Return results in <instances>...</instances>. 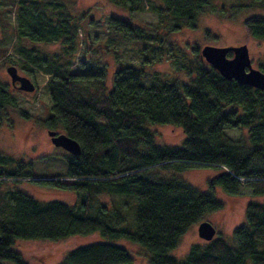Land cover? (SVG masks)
Listing matches in <instances>:
<instances>
[{
    "label": "trees",
    "instance_id": "obj_1",
    "mask_svg": "<svg viewBox=\"0 0 264 264\" xmlns=\"http://www.w3.org/2000/svg\"><path fill=\"white\" fill-rule=\"evenodd\" d=\"M109 1L130 12L141 2ZM212 1L162 0L164 16L178 21L172 31L184 26L195 29ZM251 1L264 8V0ZM13 2L18 21L9 29L18 39L12 46L23 58V69L33 71L27 59L50 75L45 88L52 106L45 125L62 129L80 144L82 153L70 155L64 175L39 180H32L36 176L30 165L0 154V181L26 179L75 192L80 198L76 206H69L40 202L20 191L0 193V264H26L11 249L15 240H59L92 233L141 245L149 264H264V202L249 203L246 221L233 231L231 244L215 238L192 245L183 259L169 254L193 225L222 208L215 188L236 195L246 187L264 196V90L226 80L197 53L194 64L182 68L188 82L174 78L146 85L144 69L128 65L117 70L113 88L107 91L103 75L71 71L78 27L62 14L60 2ZM109 24L144 40L143 28L116 17H110ZM245 26L250 37L264 40V15L247 18ZM22 39L57 41L64 53L37 57L20 45ZM7 53V48H0V58ZM260 68L264 73V64ZM92 78L99 80L97 86L90 83ZM15 103L0 82V111ZM155 124L180 127L186 135L182 146L156 144L149 128ZM234 128H246L247 136L231 138L225 130ZM203 167L218 170L206 192L173 174ZM164 172L173 173L164 177ZM100 195L118 199L107 205L98 202ZM61 264H134V258L119 245L101 242L76 248Z\"/></svg>",
    "mask_w": 264,
    "mask_h": 264
},
{
    "label": "rangeland",
    "instance_id": "obj_2",
    "mask_svg": "<svg viewBox=\"0 0 264 264\" xmlns=\"http://www.w3.org/2000/svg\"><path fill=\"white\" fill-rule=\"evenodd\" d=\"M57 1L63 6L62 14L68 15L69 20H74L78 27L79 45L71 71L80 75H103L107 91L113 88L117 70L128 65L144 69L146 85L174 78L188 82L190 77L182 70L183 65H193L192 59H195L197 53L205 61L201 55V49L205 46L225 48L246 45L253 68L261 70V64H264V40L250 37L245 26L247 18L264 15V8L251 0H213L200 14L195 29L184 26L177 31H172V27L178 21L169 14L164 16L162 0H141L132 12L109 0ZM110 17L145 29L144 40L112 27L109 24ZM17 21L15 2L0 0V48L8 49V53L0 58V82L7 86L16 99L14 105H7L0 111V154L30 165L31 172L36 176L32 180L62 176L71 154L52 144L47 132L50 128L45 125L52 106L45 88L50 75L27 59L25 61L33 71L23 69L24 65L20 62L23 58L17 53L16 47L12 46L18 39L9 29ZM20 42L22 47L37 53V57L44 55L46 58H56L64 53L62 45L57 41L44 43L22 39ZM11 65L17 67L19 74L29 77L35 83L34 92H21L12 85L6 71ZM81 83L89 84L85 81ZM90 83L97 86L99 80L92 78ZM149 128L155 133V143L158 145L182 146L186 138L183 130L177 126L155 124ZM53 130L64 133L60 128ZM225 132L233 139L247 136L246 128L226 129ZM14 168L15 165L8 167V170ZM172 173L164 172L162 175L169 177ZM173 174L206 192L210 191L209 180L218 175V170L203 167ZM4 180L0 181V193L5 195L20 191L40 202L57 201L69 206H76L80 198L75 192L38 185L26 179ZM213 194L222 208L207 213L204 220L216 228L215 238H222L231 244L233 231L246 221L249 203L264 202V196H256L246 187H241L236 195H229L217 187ZM116 199L100 195L98 202L111 205ZM198 225H193L182 236L178 246L169 252L171 256L183 259L192 245L206 243L198 236ZM101 242L127 249L134 258V264H149V256L141 245L126 239L106 240L99 233L59 240L18 239L11 249L19 253L26 264H61L66 255L76 248Z\"/></svg>",
    "mask_w": 264,
    "mask_h": 264
},
{
    "label": "water",
    "instance_id": "obj_3",
    "mask_svg": "<svg viewBox=\"0 0 264 264\" xmlns=\"http://www.w3.org/2000/svg\"><path fill=\"white\" fill-rule=\"evenodd\" d=\"M229 52H232V58L228 57ZM201 55L226 80H235L239 84L264 90V73L260 69L253 68L246 45L225 48L205 46L201 49ZM6 71L12 85L19 91L32 93L36 90L35 83L29 77L19 74L17 67L11 65ZM48 135L54 146L64 149L72 156H79L82 153L80 144L66 133L49 130ZM197 231L198 236L206 242L215 239L217 233L216 228L205 220L199 223Z\"/></svg>",
    "mask_w": 264,
    "mask_h": 264
},
{
    "label": "flooded vegetation",
    "instance_id": "obj_4",
    "mask_svg": "<svg viewBox=\"0 0 264 264\" xmlns=\"http://www.w3.org/2000/svg\"><path fill=\"white\" fill-rule=\"evenodd\" d=\"M49 130H51V129H48L47 132H48ZM49 137H50V136H49ZM50 140H51V137H50ZM58 148H59V147H58Z\"/></svg>",
    "mask_w": 264,
    "mask_h": 264
}]
</instances>
